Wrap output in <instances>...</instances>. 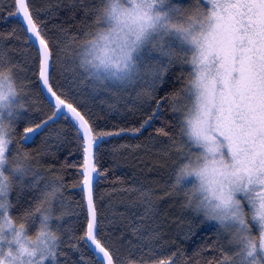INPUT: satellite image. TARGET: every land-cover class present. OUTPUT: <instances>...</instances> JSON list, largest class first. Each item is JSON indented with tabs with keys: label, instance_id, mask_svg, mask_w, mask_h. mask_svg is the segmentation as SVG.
<instances>
[{
	"label": "trees",
	"instance_id": "trees-1",
	"mask_svg": "<svg viewBox=\"0 0 264 264\" xmlns=\"http://www.w3.org/2000/svg\"><path fill=\"white\" fill-rule=\"evenodd\" d=\"M103 2L32 0L47 36L59 44L54 87L68 93L70 102L81 110L90 111L100 131L137 128L153 116L139 133L126 131L105 137L97 153L101 174L94 181V197L104 238L121 257L137 264H156L169 258L174 264H218L225 252L219 229L185 207L184 197L173 187L176 168L183 159L173 141L176 145L185 142L180 134L182 117L173 109L180 108L190 66L181 61L169 65L154 88L139 80L122 86L94 85L81 67L82 44L93 31ZM172 2L185 8L194 4V0ZM10 12H15L12 0H0V67L13 68V76L26 94V109L16 120L19 143L13 147L31 153L43 168L63 178L64 214L54 221L61 233L57 264H100L90 243L80 239L87 210L77 186L83 154L73 122L58 118L31 139H20L25 127L52 116L54 108L36 74L37 46L28 39L30 34L20 16ZM145 91L151 97L144 95ZM159 129L169 132L172 140ZM37 195L36 191L14 195L13 212L30 207ZM34 227L33 223L32 230Z\"/></svg>",
	"mask_w": 264,
	"mask_h": 264
},
{
	"label": "snow or ice",
	"instance_id": "snow-or-ice-1",
	"mask_svg": "<svg viewBox=\"0 0 264 264\" xmlns=\"http://www.w3.org/2000/svg\"><path fill=\"white\" fill-rule=\"evenodd\" d=\"M127 2L132 7L121 13L123 20L119 25L125 31L116 39V51L122 54L119 59L122 68L118 66L115 72L103 75L97 71L93 75L121 85L134 83L139 75L135 54L141 46L154 32H162L165 36L175 32L181 44L189 46L183 53L187 59L181 62L191 66L189 75L192 79L181 92L191 100V106L173 109L183 116L180 134L188 137L184 143L191 142L189 154L192 148H202L204 159H211L212 175L226 177L230 192H243L249 202H253L249 194L255 192L257 186L264 185V0H206L207 7L201 0H194L187 9L172 5L171 0ZM166 5H170L167 11H161ZM12 6L15 12L9 15L22 18L26 33L31 34L28 39L35 38L38 45L36 74L50 94L54 108L52 116L42 119L34 127H25L20 139H31L33 134L53 121V117L73 122L79 150L83 154L79 171L82 178L77 186L81 188L87 210L86 228L80 239L94 246L100 264H137L121 257L104 238L103 222L94 197V181L96 175L101 174L96 161L105 137L118 136L126 131L139 133L153 116L144 119L137 128L100 131L90 111L81 110L77 103L70 102L68 93L54 87L53 70L59 44L47 36L38 13L32 8V0H12ZM181 12H192L193 15L187 17L186 27L174 28L170 23L171 16ZM90 43L95 49L97 41ZM153 50L169 57V65L177 58L174 50H165L162 45L153 44ZM155 63L159 67L151 72L150 88H154L167 71L159 61ZM4 70L0 67V88L8 79ZM7 71L13 74V68L9 67ZM144 95L151 97L147 91ZM172 99L175 101L176 97ZM158 132L172 140L166 130L159 129ZM15 140L18 145L17 134ZM3 147L7 145H0ZM173 147L185 158L181 146L175 141ZM18 150L19 147L12 149ZM164 154L169 155L168 152ZM61 187L63 189V183ZM221 255L223 258L218 264H229L228 254L222 252ZM156 264H174V260L160 259Z\"/></svg>",
	"mask_w": 264,
	"mask_h": 264
},
{
	"label": "clouds",
	"instance_id": "clouds-1",
	"mask_svg": "<svg viewBox=\"0 0 264 264\" xmlns=\"http://www.w3.org/2000/svg\"><path fill=\"white\" fill-rule=\"evenodd\" d=\"M171 4L177 5L172 0ZM169 6L160 10L167 11ZM131 7L127 0H104L97 13L98 23L83 41L81 67L98 87L122 86L117 81L97 78L93 73L98 71L103 75L115 72L118 66L122 68L119 65L122 54L116 51V39L125 31L119 26L123 20L121 13ZM191 15L192 12L173 14L170 23L174 28L186 27L187 17ZM91 41H97L95 49ZM153 44L175 51L177 58L172 64L186 60L183 53L189 48L181 44L175 32L167 36L162 32L152 33L135 54L139 62L137 80L147 86L151 72L159 67L156 61L169 66V57L153 50ZM4 74L8 79L0 88V145L7 147L0 148V264H57L61 233L54 227V221L64 214L62 181L60 176L43 168L31 153L12 151L17 144L16 120L26 109V94L12 73L5 69ZM186 99L190 107L191 100ZM180 146L185 158L178 163L173 187L184 197L185 207L216 223L226 235L233 249L227 257L229 264H264V185L249 194L253 201L249 202L243 192L229 191L226 177L212 175L211 159H204L202 148H192L189 154L191 142ZM24 191H36L37 198L21 213H14L13 196Z\"/></svg>",
	"mask_w": 264,
	"mask_h": 264
},
{
	"label": "rangeland",
	"instance_id": "rangeland-1",
	"mask_svg": "<svg viewBox=\"0 0 264 264\" xmlns=\"http://www.w3.org/2000/svg\"><path fill=\"white\" fill-rule=\"evenodd\" d=\"M204 1V5H205V7H207V3H206V0H203ZM190 66V65H189ZM190 70H191V66H190ZM179 103H180V101H179ZM186 106H188V103H187V99H186V96H185V94L183 93L182 94V96H181V105H180V109H184ZM20 116V115H19ZM180 116L182 117V119H183V116H182V114H181V112H180ZM185 142H186V137H185ZM187 143H189L190 144V142H187ZM14 148V147H13ZM193 150H195V148H193ZM182 158H183V156H182ZM184 159V158H183ZM182 159V160H183ZM206 220V219H205ZM207 221V223L208 224H212V225H216L217 226V228L219 229V227H218V225L216 224V223H214V222H209L208 220H206ZM219 231H220V233H221V235H222V239H223V245H224V248H225V252L228 254V255H231L232 253H233V249H232V247L229 245V242H228V239H227V237H226V235H224L223 234V232L219 229Z\"/></svg>",
	"mask_w": 264,
	"mask_h": 264
},
{
	"label": "water",
	"instance_id": "water-1",
	"mask_svg": "<svg viewBox=\"0 0 264 264\" xmlns=\"http://www.w3.org/2000/svg\"><path fill=\"white\" fill-rule=\"evenodd\" d=\"M21 18V17H20ZM21 20H22V18H21ZM22 22H23V24H24V21L22 20ZM24 26H25V24H24ZM30 34V33H29ZM31 35V34H30ZM34 42H35V38H33L32 39ZM35 44H36V42H35ZM37 47H38V45H36ZM40 85H41V88H42V90H43V92H44V94L47 96V98L49 99V101L50 102H52L51 101V97H50V94L47 92V90L44 88V86H43V84L40 82ZM58 118L57 117H53V121H55V120H57ZM53 121H51L50 123H52ZM46 127V126H45ZM44 127V128H45ZM44 128H42V129H44ZM42 129H40L39 131H41ZM90 246L92 247V249L95 251V248H94V246L93 245H91L90 244Z\"/></svg>",
	"mask_w": 264,
	"mask_h": 264
}]
</instances>
